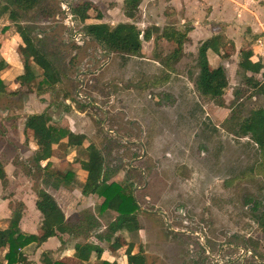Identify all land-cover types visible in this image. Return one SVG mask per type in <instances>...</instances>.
<instances>
[{
	"label": "rangeland",
	"instance_id": "rangeland-1",
	"mask_svg": "<svg viewBox=\"0 0 264 264\" xmlns=\"http://www.w3.org/2000/svg\"><path fill=\"white\" fill-rule=\"evenodd\" d=\"M122 1L40 0L38 8L21 19L25 25L29 22L36 26L40 35L52 30L56 36L50 52L62 81L56 90L48 92L50 107L56 106L59 115L63 106L85 112L93 122L91 137L104 156L110 178L125 185L130 181L135 184L133 195L142 211V229L123 238L143 243L148 264H264V249L257 252L252 245L254 241L261 243L263 236L248 203L254 198L264 200V176H248L256 160V147L248 138L221 130L233 109L248 116L264 107V98L245 84L239 73V56L233 57L236 53L229 41H224L231 52L227 59L208 56L210 67L223 66L229 79L223 107L196 90L198 46L191 40L185 45V56L176 65V72L167 77L159 60L174 46L152 29L155 22L164 25L159 0H143L136 19H131L142 34L148 29L154 32L152 41H143L142 57L124 61L91 38L77 36L86 24L116 26L129 22ZM84 2H90L93 9L90 18L82 22L74 17L73 10ZM50 7L64 8L65 17L44 16L42 9L48 13ZM168 17L171 24L178 21L176 13ZM7 22L13 24L5 16L1 25ZM188 25H181L180 30ZM73 32L83 43L79 51L72 48ZM76 55V62H72ZM33 70L37 79L29 90L18 89L0 97L1 107L23 108L29 102L28 107L33 109L36 100H46L37 94L42 70ZM57 90L66 92L69 99L64 100ZM0 152L5 156L4 163H12L16 172L21 170L35 191L40 187L32 146L23 144L19 150L0 143ZM76 152L75 160L87 158L84 149ZM64 165L68 178L81 187L76 173L79 167ZM243 174L247 176L233 182ZM17 206L13 204V208ZM83 214L92 216L88 210ZM113 218L106 212L103 221L108 225Z\"/></svg>",
	"mask_w": 264,
	"mask_h": 264
},
{
	"label": "trees",
	"instance_id": "trees-1",
	"mask_svg": "<svg viewBox=\"0 0 264 264\" xmlns=\"http://www.w3.org/2000/svg\"><path fill=\"white\" fill-rule=\"evenodd\" d=\"M143 0H124V14L129 19H136L140 6ZM40 5V0H0V21L7 16L11 22L15 24L22 42L23 49L29 55V62L42 70V80L40 88H37L39 96L44 95L57 89L56 87L62 81V75L57 67L51 54V46L55 45L56 36L54 31H45L42 35L38 33V28L31 23L26 25L21 22L30 12L35 11ZM93 5L90 2H84L73 10L74 17L82 22L90 18V11ZM42 14L46 17H62L64 10L50 7L49 11L42 9ZM154 32L161 33L160 36L173 44L172 52L161 58L159 63L162 65L167 77L171 73L176 72V65L185 56V45L190 42L189 34L192 28L179 30L174 25H167L162 30L153 27ZM8 30V27H3L0 31V49L1 36ZM153 30H145L142 34L141 30L135 23H120L116 26H111L106 23L86 24L83 33L86 37L104 47L113 54L118 55L122 60L127 61L133 57H142L143 41H151L154 37ZM72 48L79 51L81 47L75 41ZM51 45V46H50ZM213 51L221 57H228L227 47L223 40V36H213L207 39L198 48V56L196 66L198 75L194 80L197 92L200 96L212 100L218 106L223 107L224 95L229 87V79L223 66L212 69L209 65L208 51ZM239 73L243 80L255 94L264 98V62L262 60H254V51L251 47L242 48L239 52ZM77 55L72 57L76 62ZM7 66L6 62L0 59V72ZM37 79V75L32 67L27 66L25 74L19 76L17 80L21 85L31 84ZM80 82V81H79ZM164 82V81H163ZM64 100L69 99L66 92H63ZM6 86L0 75V97L9 96ZM239 91L234 92V97L237 99ZM29 127L41 126L39 134L35 136L38 146L41 148L45 145L59 144L64 139L71 146H83L86 136L84 134H75L59 124L53 123L52 117L47 113L34 114L28 117ZM218 129V128H217ZM226 133H230L239 138H248L256 147V160L250 168V178L264 176V107L254 109L248 116H242L236 113V110L231 111L230 118L226 119L221 127ZM44 150H40L39 158L46 159ZM87 158L80 161L81 168L86 171L87 176L82 185V194L84 196L96 195L103 198L101 211L111 210L117 213L114 221L108 224L103 232L102 239L108 241L112 248L120 249L123 244L116 236L121 231L137 232L142 226L140 223L141 208L133 195V190L136 187L132 181L128 185L119 182H111L110 173H107L105 168V159L101 150L91 143L86 149ZM48 169V166L46 167ZM70 177L69 174H67ZM247 175L243 174L234 178L243 179ZM7 175L4 170V165L0 164V182L6 183ZM252 204L250 210L253 219L256 222L259 231L263 238L262 242H253L254 249L258 252L261 247L264 249V200L252 199L248 200ZM19 204L17 208H13L12 218L7 230V238L4 240L0 236V247L9 246L5 259V264H15L19 261L20 250L32 244H42L50 237L60 234H85L93 230L97 224L92 222L91 217H87L84 223L72 224L66 220L65 214L58 205L55 198L45 190L37 192L36 207L43 216V227L45 232L42 236L26 235L20 231L19 223L22 218V208ZM250 243L251 240H250ZM135 244L130 242L127 245L126 256L128 264H148L147 257L142 245L139 246L138 252L134 253ZM95 253L96 257L100 258L103 250L91 243L77 244L75 246V257L82 263L89 262L91 255ZM45 264H52L50 261L43 260ZM61 264V263H55ZM101 264H118L117 262L103 261Z\"/></svg>",
	"mask_w": 264,
	"mask_h": 264
},
{
	"label": "crops",
	"instance_id": "crops-1",
	"mask_svg": "<svg viewBox=\"0 0 264 264\" xmlns=\"http://www.w3.org/2000/svg\"><path fill=\"white\" fill-rule=\"evenodd\" d=\"M90 1L96 3V0ZM159 3L163 7L162 11H164L163 27L166 25H176L177 29L180 30L181 25L188 23V26L192 28L189 34L190 40L198 48L207 39L221 35L225 42L229 41V45L233 46L236 53L233 57L238 58L242 48L251 47L255 54L254 60L260 59L264 62V0H159ZM122 5H124V0L121 3ZM168 8H171L170 13L167 12ZM153 12L151 11L150 13L152 16H155ZM174 13H176L178 21L175 24H171L172 20L168 19V16H172ZM201 15L202 18L199 19ZM128 19L126 17L125 20ZM129 20V22L122 23H133L131 19ZM13 24L7 22V24L1 25L0 21V31L3 27H9L4 35L1 36L2 46L0 49V57L7 64L0 72V75L9 94L18 89L29 90L34 82L21 85L17 78L26 73L27 66L36 67L29 62V55L23 49L22 39L14 26L15 24ZM153 27L163 29L161 24L157 22L154 23ZM211 54L215 53L211 50L208 51L209 57ZM227 54H231V52L227 50ZM215 55L222 59L228 58ZM57 91L60 92V90ZM60 93L63 98V92ZM49 95V93H45L40 96V99L46 100H36L37 104L33 109L28 107L29 102H26L23 108L0 106V139H2L0 143L8 146L14 145L19 150L23 144L32 146L34 148V152L32 153L35 165L41 175L42 181L40 187L35 191L30 179L21 170L16 172V168L12 163H8L7 165L4 163L3 158L5 159V156L0 152V164L4 165L7 175L6 183L0 182V236L4 240L8 236L7 230L9 229L13 214V204L15 203H18V206L19 204L23 206L22 218L19 223L20 231L30 236H42L44 234L43 216L37 209L36 202L37 192L45 190L55 198L69 223H84L87 217H91L92 222H95L97 226L85 234L58 233L57 236L50 237L42 244L32 243L20 250L19 259L22 257L26 258L31 264H45L43 260L50 261L52 264H81L82 262L75 257V246L77 244L91 243L100 247L103 253L100 258L96 257V254L93 253L86 264H101L103 261L128 264L126 256L127 245L130 242L135 244V242L129 239L124 241L125 238L123 237H128L129 233L134 232L121 231L117 233L116 236L123 246L120 249L112 248L108 241L102 239L103 232L108 226L104 223L103 218L106 212H110L114 215V218L111 220L112 222L117 217V213L111 210L102 212L101 206L104 199L96 195L84 196L81 191L82 186H75L72 180L67 178L68 171H65L67 166L64 164L79 167L77 171L75 168L74 170L79 175L82 185L84 184L87 173L81 168L80 161L74 158L76 157V150L80 148L85 150L91 143H94L91 137L94 128L93 122L87 117L85 112L78 111L75 107L69 106V110H66L65 106H63L64 110L59 115L56 106L50 107L52 105L48 98ZM44 112H47L52 117L53 123L59 124L62 128L75 134H84L86 140L83 146H71L64 139L59 144L45 145L40 148L35 136L37 137L39 134L41 126L29 127L28 117ZM114 131H109V134H113ZM40 150H44L43 153L47 157L38 161ZM47 166L48 169H46ZM62 168L64 169L62 170ZM17 173L19 174L18 178H16ZM110 181L118 182L112 179ZM15 200L17 202H14ZM86 210L90 211L92 216H84L86 214L83 213ZM140 245L143 246V243L135 244L134 253L138 252ZM8 251V245L0 247V261L3 264L6 263L5 256Z\"/></svg>",
	"mask_w": 264,
	"mask_h": 264
},
{
	"label": "built area",
	"instance_id": "built-area-1",
	"mask_svg": "<svg viewBox=\"0 0 264 264\" xmlns=\"http://www.w3.org/2000/svg\"><path fill=\"white\" fill-rule=\"evenodd\" d=\"M63 10H64V8H63ZM65 11L66 10H64V15H65ZM72 27H73V31H74V26H72ZM78 35H80V37H83V36L85 37V34L84 33H78L77 36ZM71 37H72V40L75 41L78 45H83V43L81 44L80 42H78V38L76 37V33H74V32L71 33ZM79 81H81V80H79ZM80 97L83 98V96H80ZM15 264H31V263L29 262L28 259L22 257Z\"/></svg>",
	"mask_w": 264,
	"mask_h": 264
},
{
	"label": "water",
	"instance_id": "water-1",
	"mask_svg": "<svg viewBox=\"0 0 264 264\" xmlns=\"http://www.w3.org/2000/svg\"><path fill=\"white\" fill-rule=\"evenodd\" d=\"M162 215H165V213L161 212Z\"/></svg>",
	"mask_w": 264,
	"mask_h": 264
}]
</instances>
